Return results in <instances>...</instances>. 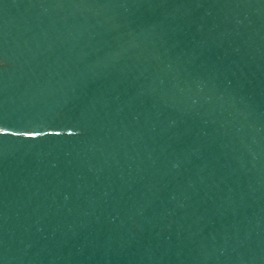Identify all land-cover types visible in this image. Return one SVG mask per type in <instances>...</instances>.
<instances>
[{
	"label": "water",
	"instance_id": "95a60500",
	"mask_svg": "<svg viewBox=\"0 0 264 264\" xmlns=\"http://www.w3.org/2000/svg\"><path fill=\"white\" fill-rule=\"evenodd\" d=\"M143 0H0V264H153Z\"/></svg>",
	"mask_w": 264,
	"mask_h": 264
}]
</instances>
